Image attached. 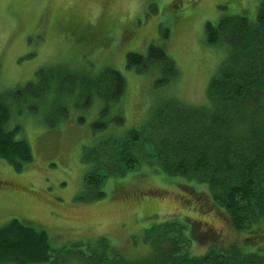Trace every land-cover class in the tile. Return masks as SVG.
<instances>
[{"label": "rangeland", "instance_id": "obj_1", "mask_svg": "<svg viewBox=\"0 0 264 264\" xmlns=\"http://www.w3.org/2000/svg\"><path fill=\"white\" fill-rule=\"evenodd\" d=\"M263 1L0 0V95L20 100L31 84L40 91L45 73L62 71L54 67L59 64L93 74L115 69L126 78L125 120L121 125L113 121L105 132L144 128L167 99L208 104L210 81L229 49L225 43L207 42L205 26L240 14L255 18ZM154 45L179 69L180 76L166 86L157 85L164 78L159 66L141 74L126 64L128 54L147 56ZM57 93L54 87L44 98L35 93L21 112L15 111L12 124L21 126L18 137L27 140L33 159L22 171L0 159V227L19 219L44 229L56 247L51 264H86L81 252L103 242L110 255L138 260L151 251L147 230L172 219L186 225L195 255L206 253L210 239L225 246L245 243L249 235L232 230L207 199L205 186L168 179L146 165L108 179L103 199L83 202L85 174L91 169L87 150L95 136L106 135L92 126L100 118L102 101L86 105L75 91L58 119L54 106L62 93ZM199 232L204 238L196 240ZM255 235L261 248L264 227Z\"/></svg>", "mask_w": 264, "mask_h": 264}, {"label": "trees", "instance_id": "obj_2", "mask_svg": "<svg viewBox=\"0 0 264 264\" xmlns=\"http://www.w3.org/2000/svg\"><path fill=\"white\" fill-rule=\"evenodd\" d=\"M256 15L255 18L242 14L223 17L216 26L208 22L206 41L225 43L229 49V57L210 81L208 104L188 106L167 99L161 108L154 110L144 128L123 134L105 132L113 121L121 125L125 120L121 103L127 88L126 78L115 69L93 74L83 69L72 72L59 64L54 67L62 71L45 73L40 91L38 85L31 84L20 100L15 95H0V159L15 170L22 171L33 159L27 140L18 137L21 126L12 124L15 111L21 112L30 96L36 93L44 98L54 87L62 93L54 106L60 119L68 108L65 99L72 98L77 91L86 105L89 101H102L100 118L92 126L94 132L106 133L103 138L95 136L87 150L91 169L85 174L83 202L103 199L108 179L125 176L146 165L168 179L205 186L207 199L226 216L232 230L249 235L243 245L225 246L215 239L210 243V239L206 253L195 255L189 248L184 222L165 220L147 230L145 241L151 245V251L138 260L110 255V246L103 242L89 248L86 254L81 252V261L86 264H264V242L259 248L254 241L256 231L264 227V1ZM148 53L147 56L128 54V69L144 74L159 66L164 78L158 86H166L180 76L177 64L162 47L151 46ZM43 73L41 70L38 75ZM113 113L115 116H111ZM201 233L196 234V240L204 238ZM55 250L48 233L31 223L13 219L0 227V264H51Z\"/></svg>", "mask_w": 264, "mask_h": 264}]
</instances>
